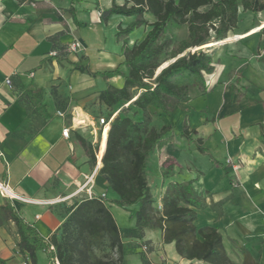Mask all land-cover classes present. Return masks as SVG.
I'll return each instance as SVG.
<instances>
[{
	"label": "crops",
	"instance_id": "crops-1",
	"mask_svg": "<svg viewBox=\"0 0 264 264\" xmlns=\"http://www.w3.org/2000/svg\"><path fill=\"white\" fill-rule=\"evenodd\" d=\"M113 2L121 5L124 0H0V258L7 264H23L26 259L32 264L28 255L19 252L20 235L9 209L49 242L69 208L87 198L85 192L77 193L84 175L97 163L99 169L102 166L98 116H106L110 109L98 96L108 86L121 87L124 82L122 75L104 73L118 67L126 72L123 43L132 45L148 30L143 25L137 29L139 36L118 37V29L135 17L114 14L104 22L100 11ZM251 13L240 9V19L247 21L232 30L234 37L207 47L215 46L207 51L212 62L217 49L230 42L258 32L264 41V11L254 18ZM76 39L82 48L72 50ZM232 57L230 67L221 64L219 73L215 69L206 75V92L192 87L184 108L176 106L171 114L154 115L152 123L157 128L173 126L174 137L150 153L146 173L158 209L162 208L163 172L169 169L171 182L192 181L193 189L206 201L203 209H197L195 225L216 227L227 254L237 264L244 261L241 247L264 264V45L257 52L244 47ZM186 115L190 130L196 131L192 137L202 138L207 153L180 135ZM69 126L65 137L63 129ZM82 141L92 145L96 160ZM152 168L157 177L154 183L161 181L155 190ZM1 185L8 187L10 195L2 194ZM94 192L106 194L107 206L106 198H111L109 207L126 245L128 264L132 254L139 255L134 264H144V259L148 264H170L169 254L174 264H209L180 256L173 242L162 241L160 229L146 228L137 240L131 231L136 227L135 216L124 220L128 211L116 204L118 195L99 173ZM130 208L135 211L138 204ZM36 257L37 264H50L46 250H38Z\"/></svg>",
	"mask_w": 264,
	"mask_h": 264
},
{
	"label": "trees",
	"instance_id": "trees-1",
	"mask_svg": "<svg viewBox=\"0 0 264 264\" xmlns=\"http://www.w3.org/2000/svg\"><path fill=\"white\" fill-rule=\"evenodd\" d=\"M240 9L262 12L264 0H124L121 5L113 2L110 8L101 11L104 22L113 14L135 17L126 28L118 29V37L129 35L143 25L148 30L132 45L123 43L126 72L118 67L104 73L105 76L122 75L124 82L121 87L108 86L98 96L100 103L110 109L104 116L107 120L118 110L110 122L99 174L118 195L117 205L127 208L138 204V209L131 214L136 219V227L131 231L137 240L146 228L160 229L162 241L173 242L180 256L209 264L237 263L227 254L222 234L216 227H197L194 223L197 209L206 206L205 198L196 193L192 181H169L162 194V208L158 209L148 182L146 161L154 149L174 137L173 126L164 124L157 128L152 123L154 115L171 114L176 106L184 108L183 102L192 87L207 91L206 75L215 69L211 54L206 50L192 52L191 48L229 37V32L237 27ZM171 22L186 25L188 35L170 48L172 42L163 40V34ZM169 48V57L175 60L157 73L163 64L161 57ZM76 68L86 71L82 66ZM193 133L196 131L190 130L185 119L180 135L193 141L200 152L207 153L202 138H193ZM82 143L96 160L92 145ZM168 175L169 169L163 172L164 182ZM9 210L20 235L19 252L28 255L32 264H37L36 252L47 251L50 244L55 247L60 264H76L79 255L87 261V251L106 240L118 252V260L128 264L120 228L105 199L92 197L76 201L49 242ZM241 250L242 264H259L246 248ZM143 263L148 264L145 259ZM0 264H7L6 260L0 258ZM90 264L115 263L95 258Z\"/></svg>",
	"mask_w": 264,
	"mask_h": 264
},
{
	"label": "rangeland",
	"instance_id": "rangeland-1",
	"mask_svg": "<svg viewBox=\"0 0 264 264\" xmlns=\"http://www.w3.org/2000/svg\"><path fill=\"white\" fill-rule=\"evenodd\" d=\"M251 15H253L252 17L254 18L255 15L257 16V13L252 12ZM246 21L247 20L245 19V17L240 19V16H239V21H238L237 26L238 25L240 27L243 26L246 23ZM138 28L134 29L130 34H136L139 36L141 33H140V31L137 30ZM230 33H231L230 36L234 35L232 33V31H230L229 34ZM187 35H188V30H187L186 25H180V24H177L175 22H171L167 26L166 31L163 34V40L165 39V40L171 41L172 42V45L170 46V48H171L178 41L185 39L187 37ZM262 35H263L262 32H258L255 35H253V36H251V37H249V38H247L241 42H237V43L230 42L226 46L217 49V51L214 53V61H213V64L215 65L216 73L220 72L221 67L219 65H221V64L230 67V65L234 62V60H233L234 58L232 57V54L236 53L239 49H243L244 47H247L251 51L257 52L258 46L260 44H261V46L264 45V41L262 42V40H261ZM207 47L208 46L198 47V49H197V47H194V48H191V51L194 52V51H199V50H206V51L210 52L214 49L215 46H212L211 48H207ZM170 48L161 57V60L163 63L164 62L170 63L171 61H173V59H171L169 57ZM193 106H194V104H193ZM211 106L213 109V103L210 104V108H211ZM116 112H118V110ZM103 115L104 114H102V116ZM98 118H99V116H98ZM186 119H187V121L189 120V117L187 115H186ZM209 119L212 120V117H210ZM158 123H160V121L156 120V124H158ZM98 124H99V119H98ZM149 170H152L151 171L152 175L150 178L153 181V184H152L153 189L155 190L157 188H160L161 181H156V183H154L155 179H157L156 172L154 171V168L149 169ZM168 182L169 181L167 178L165 180V183H164V189H165L166 185L168 184ZM106 202L108 203L109 206L112 205L111 204V198L109 196L106 198ZM130 207L131 206H129L128 208H125L128 211L124 217L125 221H128L132 217L131 214L134 210ZM126 210H123V211H126ZM87 256H88L87 261L81 255L77 256L76 264H90V261H93L95 258L109 259V260L113 261L115 264H123L124 263L123 261L118 260V257H119L118 252L116 251V249H111L108 246L107 240L102 245L97 246V247H93L90 250H88ZM169 258H170L169 263L174 264L175 259H173L170 256V254H169ZM129 259H130L131 264H134L135 262H137L139 260V255L132 254L131 256H129ZM28 264H29V262H28Z\"/></svg>",
	"mask_w": 264,
	"mask_h": 264
},
{
	"label": "built area",
	"instance_id": "built-area-1",
	"mask_svg": "<svg viewBox=\"0 0 264 264\" xmlns=\"http://www.w3.org/2000/svg\"><path fill=\"white\" fill-rule=\"evenodd\" d=\"M100 14H101V11H100ZM80 48H82V43H81V41L79 39H76L71 44V49L72 50H78ZM6 83L7 84L10 83V79L9 78L6 79ZM57 114L60 115V116H65V113L63 111H58ZM114 115H115V113L112 114V116H111V118L109 120H107L104 116L99 118V124L101 125V134H102V136L104 134V131H105L106 127L110 125V122L112 121ZM74 120H75V117H72V126H74ZM82 122H80L79 125H81ZM72 126H69V127H66L65 129H63V132H62L63 136H65V137L69 136V133L71 131ZM226 162L227 163H231L232 161H231V159H227ZM98 166L99 165L97 163V165H95L93 171L90 174L84 175V182L78 188L77 193L85 192L87 198L99 197V198L105 199V197H106L105 193L97 195L94 192L96 176L99 173V167ZM234 169H237V167L234 166ZM1 190H2V194L10 195V190L8 189L7 186L1 185ZM143 249H147V246L144 245ZM47 251L50 254V264H60V261H59L57 255H56V249H55V247L52 244H50V246H49ZM23 264H28V259H26L23 262Z\"/></svg>",
	"mask_w": 264,
	"mask_h": 264
},
{
	"label": "bare ground",
	"instance_id": "bare-ground-1",
	"mask_svg": "<svg viewBox=\"0 0 264 264\" xmlns=\"http://www.w3.org/2000/svg\"><path fill=\"white\" fill-rule=\"evenodd\" d=\"M243 17V16H242ZM262 25V24H261ZM263 25H264V23H263ZM261 26H258L257 28H254V30L253 31H256V30H258L259 28H260ZM252 31V32H253ZM234 37V35L233 36H229L228 38H226V39H231V38H233ZM236 37H239V36H236ZM213 43H215V42H209V43H206V44H204V45H202V46H199V47H203V46H210V45H213ZM197 49H198V47H197ZM167 64V62H164L163 64H162V66L161 67H163V66H165ZM160 67V68H161ZM159 68V69H160ZM83 119V118H82ZM108 130H109V126H107L106 127V129H105V131H104V134H103V138H102V141H101V146H100V151H99V158H101L102 157V155H103V153H104V151H105V147H106V139H107V133H108ZM13 194V193H12Z\"/></svg>",
	"mask_w": 264,
	"mask_h": 264
},
{
	"label": "water",
	"instance_id": "water-1",
	"mask_svg": "<svg viewBox=\"0 0 264 264\" xmlns=\"http://www.w3.org/2000/svg\"><path fill=\"white\" fill-rule=\"evenodd\" d=\"M211 42H214V41H211ZM208 43H209V42H208ZM174 60H175V59H173V61H174ZM171 62H172V61H171ZM168 64H169V63H167L165 66L161 67L160 69H158L157 72H159L162 68L166 67Z\"/></svg>",
	"mask_w": 264,
	"mask_h": 264
}]
</instances>
